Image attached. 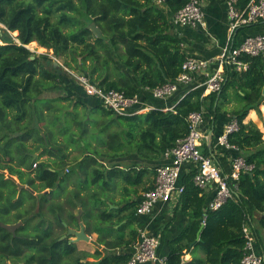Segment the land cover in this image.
<instances>
[{
  "label": "trees",
  "instance_id": "obj_1",
  "mask_svg": "<svg viewBox=\"0 0 264 264\" xmlns=\"http://www.w3.org/2000/svg\"><path fill=\"white\" fill-rule=\"evenodd\" d=\"M189 1L78 0L79 8L72 0H0V23L9 32L18 33V42H15L7 31L0 30L4 42L0 45V224L22 223L14 235L0 227V264H7L10 258L14 264L17 259L23 264L32 261L35 264H75L78 255L102 257L100 264H125L131 254L112 250L130 247L137 233L132 231L127 241L123 236L112 240L113 227L104 225L114 226L132 219L138 202L128 200L117 212H108L98 208V204H104L100 197L102 190L109 183L114 186L115 180L131 187L140 186L147 168L154 172V168L164 163L163 153L186 136L188 115L201 109L206 123L210 118L215 123L219 119L221 126L228 115L236 119L239 129L228 135V143L235 145L254 169L240 176L234 199L215 211L206 209L205 197L200 196V189L194 186L195 171L184 177L181 172L184 191L173 208V216L180 211L187 222L171 239H165L167 225L164 226L157 255L164 258L165 264H241L245 244L242 226L250 221L254 225L255 248L264 264V141L253 122L245 123L250 111L258 112V107L264 105V53L254 58L245 57L243 60L248 63L245 72L229 71L220 93L202 97L203 87L189 92L179 87L178 92L183 96L168 111L154 108L140 114L117 116L94 101L95 106L88 110H101L104 117L97 123L75 119L74 125L82 129L80 137L70 135L68 141L89 148L92 141L83 137L90 134L88 125L92 127L93 123L95 140H99L102 151L95 149L76 164L71 165L59 145L53 149L59 155L53 166L39 161L43 155H56L45 146L40 134L37 139L41 145L36 150L43 147L42 154L32 160L25 150V144L36 133L35 127L23 131L30 109L40 120L42 111H55L53 106L61 102L87 109L81 99L72 102L73 96L90 99L74 80L70 85L71 80L58 76V68L47 55L30 52L26 48L29 43L36 42L40 48L52 50L55 57L71 54L78 48L84 59L79 62L73 57L72 61L91 83L103 90L123 92L128 97L139 95L138 89H154L174 82L179 75L185 55L170 32V20ZM248 1L238 0L239 8H244ZM75 14L83 18V23L73 17ZM88 23L98 27L99 38L86 28ZM254 26L239 29L236 38L242 33L243 37L247 36ZM120 49L121 55L118 54ZM198 81L203 82L204 78ZM229 90H233L235 106L227 110L226 105L231 100ZM148 94V97L141 94L139 97L144 101H159ZM109 116L113 119L106 118ZM56 120L57 117L53 124ZM225 151L224 155L213 158L229 173L228 158L239 153ZM203 153L209 156L205 147ZM131 156L143 162L144 167L132 163L128 170L121 169L118 162ZM99 157L110 162L108 169L98 162ZM69 176L72 179L69 180ZM68 184L74 189L66 194ZM19 186L23 188L19 190ZM123 189L130 198L128 188ZM78 209L85 233L98 234L97 243L111 252L102 254L98 249L93 255L77 252L75 244L70 242L71 237L61 239L69 229H78ZM125 211L127 214L120 216ZM25 251L35 254L23 258ZM186 255H190L189 260L184 259Z\"/></svg>",
  "mask_w": 264,
  "mask_h": 264
},
{
  "label": "built area",
  "instance_id": "obj_2",
  "mask_svg": "<svg viewBox=\"0 0 264 264\" xmlns=\"http://www.w3.org/2000/svg\"><path fill=\"white\" fill-rule=\"evenodd\" d=\"M221 1L227 8L229 35L220 54L213 59L206 60L185 56L181 71L174 82L154 89H146L152 98L165 100L177 93L179 87L186 88L185 92L203 87L202 97L210 93H220L227 81L229 71L245 72L248 69V63L243 59L258 57L264 53V33L247 35L240 40H236L235 37L239 29L264 22V0H249L242 9L238 6V0ZM171 23L179 27H204L200 2L198 0L189 1L173 15ZM1 29L8 32L4 27ZM2 35L3 32H0V45L4 44ZM69 75L73 77L85 96L94 99L102 108L117 116L140 114L152 110L151 107L143 105L138 95L128 97L123 92L103 90L91 83L86 76L74 75L72 72ZM198 78H204V81L199 82ZM204 123L203 109L188 115L186 136L163 153L164 163L154 170L153 187L142 193L136 206L137 215H151L158 204L175 205L178 203L184 191V186L180 183V175L186 163L194 166L195 173L192 178L194 186L201 191L213 189V196L206 205V209L215 211L227 201L234 199L240 176L251 173L254 169V166L248 164L240 155L239 149L228 143L227 137L238 131V123L236 119L231 118L218 139L220 146L225 150L239 153L228 158L229 173L224 172L212 156H207L201 151L202 140L205 138L202 131ZM35 166L34 164L33 167ZM204 224L202 221V225ZM253 228L254 225L250 221L242 226L245 244L241 264L263 263V257L258 255L255 248L256 237ZM158 246V236L141 233L137 243L134 244L130 259L125 264H165L164 258L157 255Z\"/></svg>",
  "mask_w": 264,
  "mask_h": 264
},
{
  "label": "crops",
  "instance_id": "obj_3",
  "mask_svg": "<svg viewBox=\"0 0 264 264\" xmlns=\"http://www.w3.org/2000/svg\"><path fill=\"white\" fill-rule=\"evenodd\" d=\"M200 6H201V10H202L203 17H204V24H205L204 27H196V28H192L189 26L179 27V26L173 25L170 20V32L179 41L180 51L185 56H190V57L205 59V60L213 59L220 54L221 49L225 46L228 35H229L227 8H226L225 3L221 0H202L200 1ZM258 25L254 26V28H252L249 31V33H246V34L253 36V35L262 33L264 31V26H263L264 24L261 26H258ZM243 36L244 35L242 33L236 38V40H240L241 38H243ZM138 92L144 97L149 96L148 92L145 89H138ZM229 93L231 94V100H230V103H227L226 105V107H228L227 110H230L229 108H233L235 106L234 102L232 101L233 90H229L228 94ZM182 96H183L182 93L178 92L165 100L153 101L151 99H147L144 101L143 97L141 96H140V99H142L141 102L143 103V105H147L151 107L152 109L159 108L163 111H168L174 107L175 103ZM86 100L88 101V99ZM86 100L84 99L82 100V103H85L84 104L85 107H88L89 109L93 108L92 105L95 104L94 102L95 100L92 98L89 99V102H87ZM79 107L83 108V106H78L77 109ZM87 120L92 121L90 118H87ZM229 121L230 119L226 118V121L221 126H219L218 125L219 119L215 123V121H212L210 118L209 122L204 123L202 127V131L205 134V138L202 140V146H201L202 152L204 151V147H205L208 151L209 156H212V157L214 156L219 157L226 153L225 149L220 146L218 139L221 135L220 133L221 129L223 130L224 127L229 123ZM88 128H92L90 124L88 125ZM75 138L77 139V136ZM98 141H99L98 139L93 140L92 141L93 144L91 145V147L87 149H84L82 146V149H81L82 154L80 155V158L76 161V163L80 162L83 159V157L87 155H91L93 150L95 149H97L98 152L99 151L101 152L102 147L99 143H97ZM70 151H72L71 148L68 149V152ZM64 156L67 158L68 161H70L69 159H72L73 154L69 153V156L67 155H64ZM34 157H36V155H34ZM122 160L128 161V163L130 164L132 163L137 164V165L139 163L142 165L144 164L143 162L139 161L137 158L132 157V156L128 158H123ZM98 162L104 165L106 169H108L107 166L110 164L109 161H106L103 158L99 157ZM106 162L109 164H107ZM194 170H195L194 166L191 163L184 164L181 170L182 177H184L185 175H188L190 172H193ZM149 174L152 175L150 179H149ZM154 175H155V171L152 173L148 171V173L143 177L142 184L140 187H142L144 192L153 187ZM144 186H147V188H144ZM137 187H131L130 185H128L130 196L137 195L139 197V198H136L135 196V199H132L130 197L128 198V200L139 202L143 192L138 195L139 189ZM112 188H113L112 183H109L107 188H105L104 191H102L100 197L104 204L102 206L98 204V208L106 209L108 212L115 213L119 210V208L121 207V204L120 205L116 204L117 201H114L113 199H111L113 196L111 195ZM73 189L74 188L72 185L71 191ZM91 189L98 190L99 188L91 187ZM65 191H67V187ZM200 196H204L207 201L206 204H208V201H210V199L213 196V189L210 188L209 190L201 191ZM128 200H125L123 203H128ZM175 205L167 204L166 206L163 204H158L153 210L151 215L140 216L135 213L133 218L130 220L128 219L123 220L117 225L114 224V226L104 225L108 227H113V231H111V234H110V239L112 240L116 239L118 236H123L124 240L127 241L132 231H135L138 235L136 241L130 247L118 248L112 251H115L116 253L128 252L132 254L134 251V244L137 243L141 233L158 236L160 238L161 232L164 226L166 225L167 227L164 232L165 239H171L172 237H174L184 227L185 223L187 222V217L184 214H182V212L180 211H177L175 213V216H173V208L175 207ZM78 211L80 210L78 209ZM126 214H127V211H125L124 213H121L120 216H124ZM87 236L89 237L88 243H84V242L75 243L77 252H86L90 255H93L97 249L101 251L102 254L108 253L110 251V250H104V246L99 245L97 243V238L99 236L98 234L91 233L90 235H87ZM101 258L102 257L95 259L94 257H91V256L78 255L75 257V264H95L97 262L98 264H100ZM184 259L189 260L190 255H186Z\"/></svg>",
  "mask_w": 264,
  "mask_h": 264
},
{
  "label": "rangeland",
  "instance_id": "obj_4",
  "mask_svg": "<svg viewBox=\"0 0 264 264\" xmlns=\"http://www.w3.org/2000/svg\"><path fill=\"white\" fill-rule=\"evenodd\" d=\"M72 2L74 3L75 6H78L80 8V4H79L78 0H72ZM160 5L161 4L158 2V6H160ZM73 17L78 18V20H80L82 23L84 21L83 18L79 17L77 14L73 15ZM56 20H57V18L54 19V21H56ZM84 24L86 25L87 22ZM88 25H89V23H88ZM87 26H86V28H87ZM1 27L5 28V26L0 23V29H1ZM8 34H9L11 40L18 42V40L16 39V36L18 35V33L16 31H14V32L8 31ZM88 41L92 42L93 39H88ZM26 48L29 49L30 52L34 53L37 56L47 55L48 58L53 61L54 66L58 68L56 70V73L58 74V76H60L61 78L65 77L66 80L67 79L71 80L69 82L70 85L73 84V82H72L73 77L69 75L70 72H72L74 75L85 76L81 73L80 68H78V66L72 61L73 57L78 59L79 62L83 61V59H84L83 54H81V51L78 48L76 49V51L75 50L72 51L71 54L69 52V53L63 54L61 56H56V57L53 55L52 50H46L44 48H40L36 42L29 43L26 46ZM118 54H120V55L122 54L121 49L118 51ZM122 70L124 72L128 73V71L125 68H122ZM61 95L65 96L66 94L61 93ZM50 96H54V95H50ZM39 99H41V98H39ZM79 99L83 100L84 98L78 97V96L77 97L73 96L72 102H74L75 100L79 101ZM87 102H89V100ZM95 104H93L92 106L94 107ZM41 106H43V103H41L39 106L40 110H41ZM53 107H54L55 111H52L49 113H47L46 111H42L41 117H43V118L40 120H38L37 113H34L32 109L29 110V116H28L27 120L24 122L26 127L23 129V131H27V130L35 127L34 129H35L36 133L25 144V150L28 152V155H30V156L36 155L35 158H37L39 155L42 154L43 147H41L39 150H36V147L41 145L40 141L37 139L38 135L40 134L44 139L45 146H48V149H51L52 153H54V154L57 153V151L53 150V149H56L58 145H59L60 149H62V154L69 156V153H72L73 154L72 159H69L71 162V165H72V164L76 163V161L80 158V155L82 154V150H81L82 148L79 147L78 144L71 143L68 141V138L70 137V135H75L77 137H80V131L82 130L81 128H78L77 126H75L73 121H75V119L80 120V121L81 120L85 121V120H87V118H90L92 120V122L97 123L104 116H103L101 110L90 111V110H88L89 109L88 107H87V109H84L82 107H79L77 109V108H74L73 104L70 102L69 103L68 102H61L60 104H57V105L55 104ZM56 109H58L59 112H56V111H58ZM229 109H231V108H229ZM53 113H56V116H54ZM55 117H57V120L55 121L56 124H53ZM106 118L107 119H110V118L113 119V116H109ZM228 119L231 120L230 115H228ZM248 121H251L256 125V127L262 133V139L264 141V105H261L258 107V112L257 111H250L248 113L247 117L245 118V122H248ZM53 125H56V126H53ZM93 126H96V125L92 123V127ZM63 128L68 129L67 132L62 131ZM82 128H83V126H82ZM89 129H90L89 130L90 134L83 137V139H89L90 143H91V141L95 140L97 135H95L92 128H89ZM95 130L97 131L98 128L96 127ZM91 131L93 133H91ZM85 142L86 141L84 140V143ZM92 144H93V142L91 143V145ZM91 145L89 147H91ZM69 148H71L72 151L68 152ZM21 155H23V153H21ZM57 157H59L58 154H56L53 157L43 155L39 159V161H45L49 164H53V162L57 160ZM27 162L29 163L30 161L28 160ZM109 163H107V164H109ZM118 164L120 165L121 169L128 170V167H130V165H129L130 163H128V161H120V162H118ZM136 166H139L140 168L144 167V165H140V164H138ZM147 170L149 172H151L150 168H147ZM151 176L152 175L149 174V179ZM13 179L17 181L16 177H13ZM68 179L70 180V179H72V177L69 176ZM113 184H114V186H113L112 193H111V195H113V196L111 199H113L114 201H117L116 204L120 205L125 200H128V196L124 194V189H123L124 187L128 188V184H126V183L123 184V182L120 180H115V182ZM70 185L72 186V184H68V186H67L66 194L70 193V191H71ZM140 186L137 187L139 189L138 195L141 194L142 192H144L142 187H140ZM144 188H147V186H144ZM130 189H132V188H130ZM99 190H101V189H99ZM55 193H57V191ZM34 195H36V194H34ZM135 196H136V198H138L137 195H135ZM135 196L131 195L130 197L132 199H135ZM62 198H61V201L63 202L64 200ZM76 214H77V212H76ZM35 222H37V219L35 220ZM34 254H35L34 251H25V256L23 255V258L24 257H30L31 255L33 256ZM20 262L24 263L23 261H20L19 259L16 260V264H18ZM7 264H13V263H12V261H9V262H7ZM30 264H35V262L32 261Z\"/></svg>",
  "mask_w": 264,
  "mask_h": 264
},
{
  "label": "water",
  "instance_id": "obj_5",
  "mask_svg": "<svg viewBox=\"0 0 264 264\" xmlns=\"http://www.w3.org/2000/svg\"><path fill=\"white\" fill-rule=\"evenodd\" d=\"M87 29L90 30L92 32V34L99 38L101 36V32L98 29V27H96V25L94 23H91L87 26ZM31 59H33V57H31ZM35 157L34 155L32 156V160H34ZM23 186H19V190L22 189ZM48 192V191H45ZM80 214L81 212L79 211V214L77 215V220L79 223V227L78 229H69L66 233V235H64L61 239H65L68 237H71L70 242L71 243H79V242H84V243H88L89 242V237L86 235L85 233V228L84 225L82 224V222L80 221ZM22 225L21 222H18L16 224H12V225H4V224H0V227H2L3 229H5L6 231L10 232L12 235H14L15 231ZM95 264H98L95 263Z\"/></svg>",
  "mask_w": 264,
  "mask_h": 264
},
{
  "label": "flooded vegetation",
  "instance_id": "obj_6",
  "mask_svg": "<svg viewBox=\"0 0 264 264\" xmlns=\"http://www.w3.org/2000/svg\"><path fill=\"white\" fill-rule=\"evenodd\" d=\"M10 259H11V258H10ZM10 259H8L7 262L12 261V260H10ZM18 262H19V261H18ZM12 263H13V262H12ZM13 264H14V263H13ZM18 264H23V263L20 262V263H18Z\"/></svg>",
  "mask_w": 264,
  "mask_h": 264
}]
</instances>
